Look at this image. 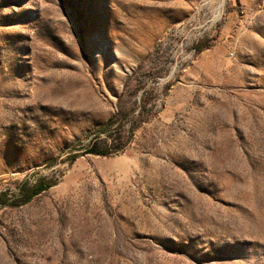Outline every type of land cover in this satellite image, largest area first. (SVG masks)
Instances as JSON below:
<instances>
[{"label":"rangeland","instance_id":"obj_1","mask_svg":"<svg viewBox=\"0 0 264 264\" xmlns=\"http://www.w3.org/2000/svg\"><path fill=\"white\" fill-rule=\"evenodd\" d=\"M0 193V264H264V0H0Z\"/></svg>","mask_w":264,"mask_h":264},{"label":"trees","instance_id":"obj_2","mask_svg":"<svg viewBox=\"0 0 264 264\" xmlns=\"http://www.w3.org/2000/svg\"><path fill=\"white\" fill-rule=\"evenodd\" d=\"M120 126V121L117 120V118H111L109 119L105 124L99 126L93 134V138H91L89 147L86 150V154L93 155V156H107L108 151L110 149H113L114 151L120 150V147L112 144V142L115 141V139H112L110 143L109 149H101V145L103 143H106L111 139V132L116 131V133H119L118 128ZM102 135H104L106 138L101 139ZM77 155H73L70 158L71 162H74L77 159ZM53 185L50 183H45L43 181L38 182L37 184H34L31 187H26V183L22 182L21 185L18 188L17 196H20L22 198V205H25L29 203L35 196L41 194L44 191H47L49 188H51ZM5 193H0V208L7 207L8 204V198H6Z\"/></svg>","mask_w":264,"mask_h":264}]
</instances>
